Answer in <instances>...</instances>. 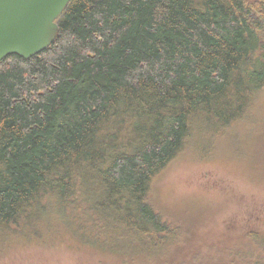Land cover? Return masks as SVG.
<instances>
[{
	"label": "trees",
	"instance_id": "trees-1",
	"mask_svg": "<svg viewBox=\"0 0 264 264\" xmlns=\"http://www.w3.org/2000/svg\"><path fill=\"white\" fill-rule=\"evenodd\" d=\"M57 22L46 50L0 61V229L58 210L94 231L105 200L132 219L118 233L131 247L100 231L91 241L159 256L177 242L159 238L160 172L259 108L264 0H71ZM135 231L153 242L148 255ZM248 231L240 260L264 264L253 245L264 233Z\"/></svg>",
	"mask_w": 264,
	"mask_h": 264
},
{
	"label": "rangeland",
	"instance_id": "rangeland-1",
	"mask_svg": "<svg viewBox=\"0 0 264 264\" xmlns=\"http://www.w3.org/2000/svg\"><path fill=\"white\" fill-rule=\"evenodd\" d=\"M230 133L206 140L209 148L191 147L160 172L151 195L166 231L159 238L177 242L159 256L122 257L93 243L91 235L100 231L119 248L131 247L118 233L132 219L103 211L105 200L96 199L94 231L87 216L58 210L29 226L1 228L0 264H245L240 258L242 247L250 246L248 230L264 233V92L258 110ZM135 235L131 244L151 253L153 242ZM253 245L264 252V237Z\"/></svg>",
	"mask_w": 264,
	"mask_h": 264
},
{
	"label": "water",
	"instance_id": "water-1",
	"mask_svg": "<svg viewBox=\"0 0 264 264\" xmlns=\"http://www.w3.org/2000/svg\"><path fill=\"white\" fill-rule=\"evenodd\" d=\"M70 1L0 0V61L9 55L27 60L46 50Z\"/></svg>",
	"mask_w": 264,
	"mask_h": 264
}]
</instances>
